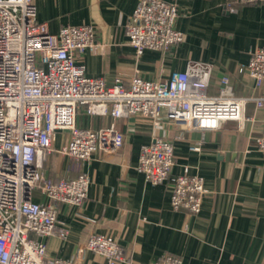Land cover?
Masks as SVG:
<instances>
[{
    "label": "crops",
    "instance_id": "1",
    "mask_svg": "<svg viewBox=\"0 0 264 264\" xmlns=\"http://www.w3.org/2000/svg\"><path fill=\"white\" fill-rule=\"evenodd\" d=\"M176 4L175 27L184 40L165 54L146 49L136 57L128 44L125 25L137 0H34L38 21L58 32L63 26L92 25L98 46L78 56L86 74L111 84L121 76L125 82L138 75L143 79L167 78L182 71L190 61L210 63L213 76L209 92L216 93L223 75L231 79L235 95L257 94L246 74L237 72L249 53L264 46V1L166 0ZM242 128L222 122L218 129L200 132L181 130L171 121L159 127L138 115L112 119L88 115L80 108L76 124L88 128L112 122L123 134V143L113 152L98 150L87 160L61 154L56 149L68 139L58 132L55 151L42 163L50 179L90 178L87 196L80 206L57 204V216L68 230L66 238L56 232L42 240L47 257L74 264H107L103 256L84 246L93 233L109 234L122 246L125 262L151 264L165 254L182 258L184 264H264V159L255 137L261 129L263 111L247 104ZM180 134L181 139L174 136ZM174 144L172 173L188 167L203 178L205 195L197 213L173 210L170 182L152 184L138 171L142 145L154 136ZM200 142V150L190 146ZM34 199L48 201L36 191ZM31 237L35 238L31 234Z\"/></svg>",
    "mask_w": 264,
    "mask_h": 264
},
{
    "label": "built area",
    "instance_id": "2",
    "mask_svg": "<svg viewBox=\"0 0 264 264\" xmlns=\"http://www.w3.org/2000/svg\"><path fill=\"white\" fill-rule=\"evenodd\" d=\"M177 14L173 2L137 0L125 25L127 42L137 58L146 49L165 54L184 40V33L174 25ZM98 45L92 25H68L52 33L46 22L37 20L34 0H0V264H74L47 257L42 239L54 234L57 226L58 235L66 238L68 230L58 219L57 204L80 206L90 178L81 173L76 178L50 179L42 163L55 151L58 132H66L68 139L56 151L79 160L98 150L116 151L123 143V134L113 122L96 129L78 126L80 108L88 115L112 119L138 115L155 128L168 120L181 130L205 132L227 121L242 128L248 119L247 104L252 102L263 111L255 143L264 159V46L251 50L247 63L237 68L261 92L239 96L233 93L228 75L221 76L216 93H210L213 67L200 61H190L184 70L172 71L164 79L136 75L125 82L117 76L107 84L102 77L88 76L78 60ZM190 148L200 150V142ZM174 164L173 141L156 135L142 145L137 169L152 184L171 183L173 210L197 213L205 195L203 178L186 166L173 174ZM35 191L48 201L35 200ZM84 246L107 264L125 262L122 246L109 234H90ZM151 264L184 263L178 255L165 254Z\"/></svg>",
    "mask_w": 264,
    "mask_h": 264
},
{
    "label": "rangeland",
    "instance_id": "3",
    "mask_svg": "<svg viewBox=\"0 0 264 264\" xmlns=\"http://www.w3.org/2000/svg\"><path fill=\"white\" fill-rule=\"evenodd\" d=\"M34 193H36V191Z\"/></svg>",
    "mask_w": 264,
    "mask_h": 264
}]
</instances>
